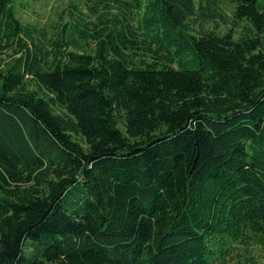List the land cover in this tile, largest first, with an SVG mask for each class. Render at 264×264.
<instances>
[{
	"label": "trees",
	"instance_id": "trees-1",
	"mask_svg": "<svg viewBox=\"0 0 264 264\" xmlns=\"http://www.w3.org/2000/svg\"><path fill=\"white\" fill-rule=\"evenodd\" d=\"M113 1L48 33L0 0V264H258L264 0H228L236 37Z\"/></svg>",
	"mask_w": 264,
	"mask_h": 264
},
{
	"label": "rangeland",
	"instance_id": "rangeland-1",
	"mask_svg": "<svg viewBox=\"0 0 264 264\" xmlns=\"http://www.w3.org/2000/svg\"><path fill=\"white\" fill-rule=\"evenodd\" d=\"M133 5V0H123ZM140 1V0H139ZM142 1V0H141ZM197 1V0H196ZM201 3V11H198L192 21L188 22V32L196 34L201 30H211L215 33L221 34L228 30L234 37L246 32L247 23L245 21H238L233 16V4L228 0H199ZM15 17L27 26H35L45 28L48 33L52 31V26L56 23L73 22L76 11L70 6L74 5L77 10H80L81 17L85 19L94 20V14L90 12L92 6L100 12L103 6H111V10H116L115 1L113 0H12L11 2ZM140 8V7H139ZM64 11L61 20L58 18L60 11ZM67 11H71L68 15ZM141 10L131 8L129 17L132 23L140 27ZM208 17V15H210ZM8 50L0 53V67L1 64L8 58ZM82 146L83 143L77 137H74ZM248 248V255L254 257L258 264H264V249L258 245L251 244ZM237 255L229 259V264H236Z\"/></svg>",
	"mask_w": 264,
	"mask_h": 264
}]
</instances>
